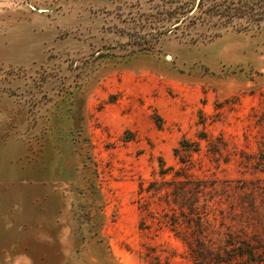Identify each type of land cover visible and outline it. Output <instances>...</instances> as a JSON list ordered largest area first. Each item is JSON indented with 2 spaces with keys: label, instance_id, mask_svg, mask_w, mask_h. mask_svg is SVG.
Masks as SVG:
<instances>
[{
  "label": "rangeland",
  "instance_id": "obj_1",
  "mask_svg": "<svg viewBox=\"0 0 264 264\" xmlns=\"http://www.w3.org/2000/svg\"><path fill=\"white\" fill-rule=\"evenodd\" d=\"M230 1L0 0V264H264V23Z\"/></svg>",
  "mask_w": 264,
  "mask_h": 264
},
{
  "label": "trees",
  "instance_id": "obj_2",
  "mask_svg": "<svg viewBox=\"0 0 264 264\" xmlns=\"http://www.w3.org/2000/svg\"><path fill=\"white\" fill-rule=\"evenodd\" d=\"M203 1V0H202ZM230 5H234V10L238 13L248 14L251 18L258 16L256 23H264V0H231Z\"/></svg>",
  "mask_w": 264,
  "mask_h": 264
}]
</instances>
